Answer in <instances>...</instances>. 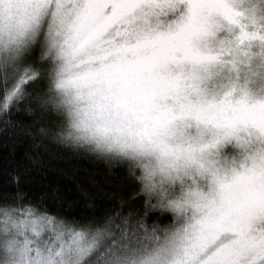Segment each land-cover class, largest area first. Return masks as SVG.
I'll return each instance as SVG.
<instances>
[{"label":"snow or ice","instance_id":"obj_1","mask_svg":"<svg viewBox=\"0 0 264 264\" xmlns=\"http://www.w3.org/2000/svg\"><path fill=\"white\" fill-rule=\"evenodd\" d=\"M194 21L197 70L174 74L181 90L171 105L148 97L132 71H69V50L111 28L114 50L124 51ZM225 27L238 30L234 44L215 50ZM253 43L264 46V32L230 0H0V146L11 148L0 163V264H264V229L238 233L227 259L175 242L188 207L223 209L249 176L264 185V154L230 175L219 167L250 139L264 148V124L221 123V106L264 111V96L231 88L209 98L203 87L213 65L235 66ZM69 121L84 134L75 147L64 146ZM53 144L104 161L114 178L77 177L67 203L33 194L55 159ZM17 150L23 155L9 168Z\"/></svg>","mask_w":264,"mask_h":264},{"label":"rangeland","instance_id":"obj_2","mask_svg":"<svg viewBox=\"0 0 264 264\" xmlns=\"http://www.w3.org/2000/svg\"><path fill=\"white\" fill-rule=\"evenodd\" d=\"M134 0H120L121 4H129ZM201 2V0H194ZM233 6L245 14V23L250 28L264 32L261 29L259 6L253 0H230ZM22 18L23 11L17 13ZM249 16L254 18V25ZM200 30L198 21L185 32L171 37L147 39L132 49L124 51L114 50L113 40H118L117 29L111 28L92 44L77 50H69L70 73L81 72L85 69H95L101 65L112 66L117 73L132 71L134 79L141 90L161 106L175 102L180 86L173 79L177 72L192 73L198 58L194 52V45L199 41L193 39ZM237 29L225 27L214 38L211 46L215 50L226 47L229 42L234 44ZM250 55L239 57L235 66L216 64L208 70L203 87L209 98L219 99L223 92L231 89H244L250 94L264 96V70L260 66L264 46L253 43L246 46ZM261 50L260 56H258ZM260 57V59H259ZM184 82V87L188 86ZM219 120L221 123H230L233 120L255 121L264 124V111L245 106L233 107L225 104L220 108ZM255 145V147H253ZM264 154V148L255 140H249L247 147L236 148L234 153L219 158L221 173L231 174L233 169L243 171L250 169L254 162ZM131 160V158H129ZM191 180L192 177H189ZM203 184V178H200ZM264 229V185H258L256 180L249 176L241 185L227 197L223 209L204 207L194 210L188 207L182 214L176 243L186 246H197L201 256H216L227 259L232 242L240 232Z\"/></svg>","mask_w":264,"mask_h":264},{"label":"trees","instance_id":"obj_3","mask_svg":"<svg viewBox=\"0 0 264 264\" xmlns=\"http://www.w3.org/2000/svg\"><path fill=\"white\" fill-rule=\"evenodd\" d=\"M259 6L261 29L264 31V0H253ZM259 50L258 56H260ZM261 57V59H260ZM259 57L260 66L264 70V54ZM11 152L10 147L0 146V163H3L2 157L8 156ZM51 155L55 158L52 162L47 175L39 178V174L33 173L39 178V184L36 186L33 194L44 191L50 198H58L65 203L76 198V178L83 177L87 174H94L98 177L114 178L113 173L110 172L102 160L93 159L88 155H78L73 152L63 150L62 146L53 144L50 148ZM23 153L16 151L14 156L8 158L12 163L8 164L12 168L16 162L20 161ZM24 163H27L26 161ZM126 167L131 166V160L128 159Z\"/></svg>","mask_w":264,"mask_h":264},{"label":"clouds","instance_id":"obj_4","mask_svg":"<svg viewBox=\"0 0 264 264\" xmlns=\"http://www.w3.org/2000/svg\"><path fill=\"white\" fill-rule=\"evenodd\" d=\"M81 139H84L83 132L77 128L71 121L66 128V135H65V147H75ZM87 143V141L85 140Z\"/></svg>","mask_w":264,"mask_h":264}]
</instances>
